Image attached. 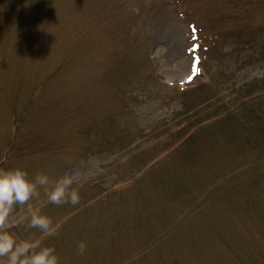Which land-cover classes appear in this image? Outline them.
<instances>
[{
  "label": "rangeland",
  "instance_id": "374dc122",
  "mask_svg": "<svg viewBox=\"0 0 264 264\" xmlns=\"http://www.w3.org/2000/svg\"><path fill=\"white\" fill-rule=\"evenodd\" d=\"M227 3L0 0V169L68 174L81 196L57 206L41 188L32 204L56 234L27 228L18 206L21 240L53 246L61 264H264V157L246 163L202 134L191 159L168 160L182 90L205 78L198 53L206 78L228 91L264 75L246 43L224 40L226 60L204 50L226 31L248 33ZM245 8L249 37L260 38L264 0ZM205 28L211 38L197 35Z\"/></svg>",
  "mask_w": 264,
  "mask_h": 264
},
{
  "label": "trees",
  "instance_id": "16d2710c",
  "mask_svg": "<svg viewBox=\"0 0 264 264\" xmlns=\"http://www.w3.org/2000/svg\"><path fill=\"white\" fill-rule=\"evenodd\" d=\"M247 4L251 0H246ZM227 3L233 2L230 5L231 17L229 18L233 25L246 27L248 33H237L235 31H226L224 38L221 37L220 44L203 45L204 50L208 51L213 48H217V57H223L227 59L226 54L223 51L224 40L226 42L232 41L236 45L246 43L247 49H255L252 56L257 55L258 61L264 63V30L256 38L249 37L251 33L247 22L243 20V14H246L245 0H225ZM227 3V4H228ZM229 6V4H228ZM226 5V8H230ZM259 23V22H258ZM264 23H261V27H264ZM263 25V26H262ZM264 29V28H263ZM242 31V30H241ZM197 35L210 37V29H197ZM219 37V36H218ZM217 37V38H218ZM211 38V37H210ZM215 39H210L206 42L211 43ZM218 40V39H217ZM207 44V43H206ZM209 44V43H208ZM245 46V45H244ZM243 46V47H244ZM246 47V46H245ZM205 55L208 53H204ZM198 66L205 71L204 80L201 78L199 82L193 85L191 88L183 89L184 100L181 103L182 109L176 113L179 126L176 132L172 133L173 139L168 144V151L170 153L169 161H173L175 158L179 159H191L196 150L200 149L195 147L197 142L199 143L202 138V134L208 138L205 142L216 141L217 143L224 145L228 148L234 149L237 152L243 154L242 161L248 162L247 158L258 157L263 159L264 157V75L261 78H254L246 84L235 86L229 91L223 87L212 84L210 79L206 78L211 69L205 65V61L201 53L197 56ZM204 68V69H203ZM205 85H209V88L213 87V91L208 93L204 90ZM189 94L195 95L194 101L189 98ZM167 127L163 129L166 132ZM169 130V129H168ZM162 132L159 129L157 133ZM90 134L98 136L99 129H90ZM106 134L102 137L104 138ZM118 137V134H116ZM91 141V136L88 137ZM94 141H98V138H93ZM132 141L127 143L120 142L112 143L110 148V154H115L121 148L130 146ZM92 145V144H91ZM195 147V148H194ZM235 151V152H236ZM241 154V155H242ZM254 159V158H252ZM251 160V159H250ZM263 162L254 163L255 168H262ZM245 165V164H244ZM154 169H156L154 167ZM237 170L236 168H232Z\"/></svg>",
  "mask_w": 264,
  "mask_h": 264
},
{
  "label": "clouds",
  "instance_id": "9594fccd",
  "mask_svg": "<svg viewBox=\"0 0 264 264\" xmlns=\"http://www.w3.org/2000/svg\"><path fill=\"white\" fill-rule=\"evenodd\" d=\"M72 176L65 174L53 180L47 174L30 177L27 169L16 166L0 169V264H61V258L53 246L44 245L40 239L21 240L12 230L13 214L17 207L27 206V228L39 229L44 235L56 234L53 221L34 208L32 201L39 199L43 188L49 203L61 206L79 204L80 192L73 187ZM82 254L86 243L77 245Z\"/></svg>",
  "mask_w": 264,
  "mask_h": 264
}]
</instances>
